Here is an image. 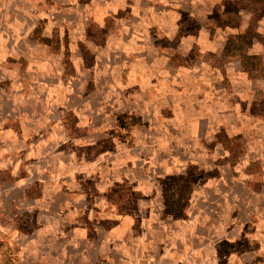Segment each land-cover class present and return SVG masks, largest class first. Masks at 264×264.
I'll return each instance as SVG.
<instances>
[{"label": "rangeland", "instance_id": "obj_1", "mask_svg": "<svg viewBox=\"0 0 264 264\" xmlns=\"http://www.w3.org/2000/svg\"><path fill=\"white\" fill-rule=\"evenodd\" d=\"M119 149L147 191L69 172ZM188 169L206 178L165 217L159 179ZM156 194L150 227L136 203ZM262 198L264 0H0V264H221L240 239L222 264H264Z\"/></svg>", "mask_w": 264, "mask_h": 264}, {"label": "crops", "instance_id": "obj_2", "mask_svg": "<svg viewBox=\"0 0 264 264\" xmlns=\"http://www.w3.org/2000/svg\"><path fill=\"white\" fill-rule=\"evenodd\" d=\"M130 155L131 153L129 150L119 149L109 159L106 157L104 158L101 157L102 159L101 163L104 162L106 168L103 165L100 166L99 159L97 160V163H91V162L84 161V159L77 160L76 158L71 157L68 168H69L70 174L72 175H76V173L78 172L81 173L85 178L87 177L89 178L91 176L97 175L98 180L96 182V185L99 190V193L102 195L103 193L107 191V189L114 182L120 181L123 178H126L130 181H137L140 185V187L138 188L142 192L147 191L148 189L147 181H149L151 177H148L146 175L147 173L144 172V169L141 163V158H138L139 165L136 164V166H134L132 169H129V167H127V164L131 162ZM149 187L150 189L151 188L153 189L152 184H150ZM74 189L80 190V187L77 185V187H75ZM152 189L150 190L151 192H153ZM157 192L159 193V190H157ZM148 193H146L145 195L147 196ZM197 194H199V191L198 193L196 192L194 193L195 196H198ZM157 197H158V194L155 195V198H150V199L141 198L136 203L139 210H141V208L144 207L146 211H149L150 222H151L150 227H152L153 225L152 220L155 219V216H158L159 214V212L157 211V209L159 208L158 207L159 199ZM76 198H78L77 201H79L80 204H82L83 202L86 203V195H84L82 191L78 193ZM262 200L264 203V198H262ZM83 206L85 207L84 204ZM108 206H110L109 200L106 199L104 196L95 198L94 207L101 208V211L103 213V218H110V217L115 216V214H112V209L104 210L106 208L108 209ZM263 211H264V205H263ZM257 214L259 213L258 211L255 210L254 215L258 217ZM206 219L202 221H205ZM257 221H258V228H257L258 231L264 234V215L262 214L261 218L258 217ZM133 222H134L133 217L129 215H124L119 219L118 224L115 227L123 228V231L119 234L120 237L126 236L125 232L131 228ZM158 227L159 225H157V228ZM101 230L102 231H100L99 233L100 240L105 248H109L110 245L114 243L113 242L114 238L112 239L111 234L109 232L106 233L105 229H101ZM82 232H85V231L80 228L79 231H76V229H74V230H71L70 233H68L69 238L73 239L71 241L73 246H78L80 241L88 242L87 236L85 235V233H82ZM114 232H115L114 234H116V230ZM150 233H151V230H150ZM74 235H76V238ZM105 244L107 245V247Z\"/></svg>", "mask_w": 264, "mask_h": 264}, {"label": "trees", "instance_id": "obj_3", "mask_svg": "<svg viewBox=\"0 0 264 264\" xmlns=\"http://www.w3.org/2000/svg\"><path fill=\"white\" fill-rule=\"evenodd\" d=\"M218 13H216V16ZM201 25L197 22L196 27ZM126 115L122 113L121 118ZM119 120V119H118ZM120 122V120H119ZM190 169V168H189ZM183 174H170L159 179L162 185V191L164 196V207L162 213L165 217L171 216V218H182L184 216V208L188 205L190 191L192 185L196 182H202L206 178V174L202 170L198 173H192L190 170ZM236 245H241V249L235 248ZM244 245V247H242ZM246 240H237L235 242H229L223 240L218 247V258L220 263H224V258L232 252H243L249 250ZM228 247L232 249L228 250ZM232 250V251H231Z\"/></svg>", "mask_w": 264, "mask_h": 264}]
</instances>
